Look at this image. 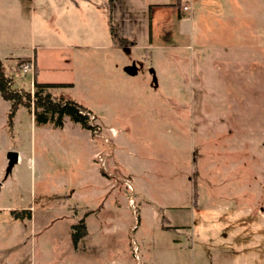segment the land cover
Returning <instances> with one entry per match:
<instances>
[{
  "label": "rangeland",
  "instance_id": "obj_1",
  "mask_svg": "<svg viewBox=\"0 0 264 264\" xmlns=\"http://www.w3.org/2000/svg\"><path fill=\"white\" fill-rule=\"evenodd\" d=\"M0 59L18 89L72 83L53 98L93 125L30 103L8 127L0 96V264H264V0H0ZM96 149L137 176L108 230Z\"/></svg>",
  "mask_w": 264,
  "mask_h": 264
},
{
  "label": "trees",
  "instance_id": "obj_2",
  "mask_svg": "<svg viewBox=\"0 0 264 264\" xmlns=\"http://www.w3.org/2000/svg\"><path fill=\"white\" fill-rule=\"evenodd\" d=\"M30 58L21 57L17 59L15 71L19 73L20 65L29 62ZM36 70L34 69V78L32 81V90H25L13 86L14 79L12 75L6 74L2 69V60L0 59V96L9 102L6 124L8 127L12 124L13 116L20 106H32L35 124H43L49 119H54L57 127L63 126V117L77 122L87 130H93L90 123L89 110L84 105L70 99L53 98L52 89L71 87L72 83H41L35 79ZM40 110V111H39ZM53 117V118H52ZM164 218V216H162ZM71 239L74 245L87 235L85 215L70 225Z\"/></svg>",
  "mask_w": 264,
  "mask_h": 264
},
{
  "label": "crops",
  "instance_id": "obj_3",
  "mask_svg": "<svg viewBox=\"0 0 264 264\" xmlns=\"http://www.w3.org/2000/svg\"><path fill=\"white\" fill-rule=\"evenodd\" d=\"M190 7L192 9L191 4H190ZM6 58H9V57H6ZM26 58H31V57H26ZM117 136L118 135H116V136L114 135V138H116ZM90 139H91V137H90ZM112 140H113V137H112ZM114 148H115V146L113 145V149ZM93 154L96 155V157H98V162H96L97 164L95 162L93 164L94 166H96V168H94L93 172L95 173V176L100 179V181L98 182L99 184H97V188L102 187L103 188L102 193L105 194V192H106L107 197H109L108 200H106V206H104L102 204L99 207L98 211L103 212L104 217L102 219H99L98 222L100 223L99 224L100 228L108 230L111 227L118 226L119 225L118 223L125 221L126 216L124 215L123 211L128 206L125 201L128 198H130L129 197L130 194L128 195L127 193H125V191H124L125 187L123 184L126 183L128 185V187H130L131 183L129 180H132V182H134V180L137 179V176H135V173L134 172L132 173L129 168H123L122 175L118 176L119 180L115 181L114 173L110 172L111 170L116 169L118 166L113 155H110V157L106 156L104 159V157H100V155H102V153H101V151L99 152V150H97V149L95 150V152ZM104 161L108 165L105 166ZM107 166H109L110 169L107 168ZM115 166H116V168H115ZM127 173L130 174V176H128ZM2 174H3V162L0 160V177L2 176ZM131 188H132V190H134L133 186ZM102 193L100 192V194H102ZM0 194H1V191H0ZM105 198L106 197H104V199ZM3 210L11 211V212L14 211L12 209L9 210L8 206H6V207L0 206V212ZM92 212H93V210H90L87 208H85V209L82 208V209L78 210V213H80V215H82V216L85 215L86 227H87L88 218L90 215H92ZM139 218H140V216H139Z\"/></svg>",
  "mask_w": 264,
  "mask_h": 264
},
{
  "label": "water",
  "instance_id": "obj_4",
  "mask_svg": "<svg viewBox=\"0 0 264 264\" xmlns=\"http://www.w3.org/2000/svg\"><path fill=\"white\" fill-rule=\"evenodd\" d=\"M124 70L130 74H134L136 73V67L134 66V64L125 66ZM6 158H7V166L5 169V173L8 174L11 167L14 165V163L17 161L18 158V153L15 151H8L6 154Z\"/></svg>",
  "mask_w": 264,
  "mask_h": 264
},
{
  "label": "built area",
  "instance_id": "obj_5",
  "mask_svg": "<svg viewBox=\"0 0 264 264\" xmlns=\"http://www.w3.org/2000/svg\"><path fill=\"white\" fill-rule=\"evenodd\" d=\"M181 8H182L183 10H188V11L191 9L189 3H186V4L182 5ZM32 69H33L32 61H29L28 63H24V64H22V66H21V70H22V72H25V73H27L28 71H29V72H32Z\"/></svg>",
  "mask_w": 264,
  "mask_h": 264
}]
</instances>
